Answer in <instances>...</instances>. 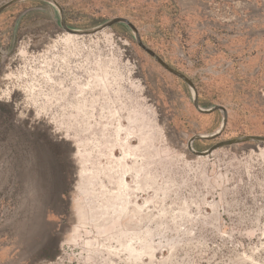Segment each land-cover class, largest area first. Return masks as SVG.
I'll return each instance as SVG.
<instances>
[{
  "label": "rangeland",
  "instance_id": "obj_1",
  "mask_svg": "<svg viewBox=\"0 0 264 264\" xmlns=\"http://www.w3.org/2000/svg\"><path fill=\"white\" fill-rule=\"evenodd\" d=\"M56 1L71 28L128 19L227 110L195 150L264 136V0ZM0 51V264H264V145L188 152L222 114L126 26L71 36L27 0L0 14Z\"/></svg>",
  "mask_w": 264,
  "mask_h": 264
},
{
  "label": "water",
  "instance_id": "obj_2",
  "mask_svg": "<svg viewBox=\"0 0 264 264\" xmlns=\"http://www.w3.org/2000/svg\"><path fill=\"white\" fill-rule=\"evenodd\" d=\"M23 1H27V0H9L8 2L0 6V13ZM36 1L48 3L52 7H54L58 13L59 26L61 28V31L71 36H92V35H95L103 31L104 29L111 28L113 25H116V24H122L126 26L131 31L134 37L135 43L137 44L139 48H141L146 54H148L160 67H162L168 73L182 80L188 86V88L191 90V93H192V105L197 112L201 114H211L215 111H220L222 114L221 121H220L218 128L213 133L207 134V135H194L187 141V150L192 155L198 156V157H206L209 154H211L213 151L221 147H227V146L249 143V142H254L259 145H264V136L247 135V136H242V137L231 139V140L219 141L204 151L195 150L193 148V142L195 140L211 141V140L217 139L222 134L223 130L226 127L227 117H228L227 110L223 106L215 105V106H211L208 108H202L198 103L197 90L192 80L189 79L186 75H184L180 71L176 70L175 68L167 64L157 53H155L149 46H147L141 40L137 28L128 19L122 18V17H115V18L109 19L97 26H94L88 29H75L67 25L65 21L63 9L56 0H36ZM0 60H1V51H0Z\"/></svg>",
  "mask_w": 264,
  "mask_h": 264
},
{
  "label": "flooded vegetation",
  "instance_id": "obj_3",
  "mask_svg": "<svg viewBox=\"0 0 264 264\" xmlns=\"http://www.w3.org/2000/svg\"><path fill=\"white\" fill-rule=\"evenodd\" d=\"M5 11V10H4ZM2 13V12H1ZM0 13V14H1ZM6 116L7 118H10L11 116V110L9 109V106H7L4 103H0V116Z\"/></svg>",
  "mask_w": 264,
  "mask_h": 264
},
{
  "label": "trees",
  "instance_id": "obj_4",
  "mask_svg": "<svg viewBox=\"0 0 264 264\" xmlns=\"http://www.w3.org/2000/svg\"><path fill=\"white\" fill-rule=\"evenodd\" d=\"M48 256H49V250L48 249L41 250V253H40L41 258H47Z\"/></svg>",
  "mask_w": 264,
  "mask_h": 264
}]
</instances>
